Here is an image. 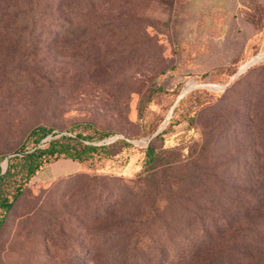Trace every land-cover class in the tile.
Here are the masks:
<instances>
[{
    "label": "rangeland",
    "instance_id": "obj_1",
    "mask_svg": "<svg viewBox=\"0 0 264 264\" xmlns=\"http://www.w3.org/2000/svg\"><path fill=\"white\" fill-rule=\"evenodd\" d=\"M2 7L33 15L0 12L1 168L39 125L53 129L40 146L77 132L130 145L77 172L52 159L44 169L58 174L25 183L3 218L0 208V264H264V0ZM161 83L177 96L149 94ZM146 145L161 156L154 194L140 177Z\"/></svg>",
    "mask_w": 264,
    "mask_h": 264
},
{
    "label": "trees",
    "instance_id": "obj_2",
    "mask_svg": "<svg viewBox=\"0 0 264 264\" xmlns=\"http://www.w3.org/2000/svg\"><path fill=\"white\" fill-rule=\"evenodd\" d=\"M10 8V9H9ZM2 7L0 8V12L2 14L12 13L14 16L26 15L32 16V8H19V7ZM29 26V24H27ZM28 26H16L11 27L8 31L9 35L14 36L17 34H22L25 32H30L35 29V26H31L30 29ZM3 29V28H0ZM19 35V39H22L23 36ZM25 37V36H24ZM18 46V41H10L8 45ZM177 86L172 88H167L165 84L161 83L155 88H151L149 94H154L157 92H168L174 94V97L177 96ZM195 116H191L190 121L194 119ZM170 123H168L164 128H162L157 135L163 134L167 131L168 127H170ZM53 129L47 128L45 126H35L31 128L26 136L32 142V146L30 148H26L24 144H22L19 149L15 151L17 155L9 157V164L6 171L1 174V162L6 158V156H0V184L10 180L15 175V170L17 167L23 170L22 180L17 183L10 194V196L2 195L0 193V208L2 209L3 215L5 216L13 202L22 194L23 186L25 183L30 181L32 178L37 179V174L43 170L47 164L52 161L64 158L69 159L75 162H78L81 166L82 163L86 160L92 159L95 155H103L104 157H108L110 154L109 147L111 145L121 143L124 146L130 145L124 139L121 140H113L109 143H101L94 144L91 143L94 140V137L90 134H82L77 132L74 136L68 134H61L55 138L49 139L46 141L44 146H40L41 140L47 136L52 134ZM112 132L103 130L95 136L96 140H102L108 137ZM144 168L140 174V177L143 181L147 183L150 191L154 194L157 190V182L155 178L156 167L161 160L160 154H158L157 150L151 146L146 145L144 147ZM53 159V160H52ZM52 160V161H51ZM81 169V168H80ZM80 169L74 171L77 172ZM71 173V172H70ZM151 201H154V197L150 195ZM0 219V221L2 220ZM139 216H133L132 219L125 224L126 231H133L134 225L137 224ZM200 264H210L209 261Z\"/></svg>",
    "mask_w": 264,
    "mask_h": 264
},
{
    "label": "crops",
    "instance_id": "obj_3",
    "mask_svg": "<svg viewBox=\"0 0 264 264\" xmlns=\"http://www.w3.org/2000/svg\"><path fill=\"white\" fill-rule=\"evenodd\" d=\"M262 55H264V52L262 53ZM261 55V56H262ZM62 162V169L59 170L58 173H70V172H74L78 169H80L81 165L78 162L69 160V159H60L58 160L57 163ZM46 169V168H45ZM41 170L38 174H37V179L38 180H47L50 178V174L54 175V174H58L55 171L53 173H48L49 170Z\"/></svg>",
    "mask_w": 264,
    "mask_h": 264
},
{
    "label": "water",
    "instance_id": "obj_4",
    "mask_svg": "<svg viewBox=\"0 0 264 264\" xmlns=\"http://www.w3.org/2000/svg\"><path fill=\"white\" fill-rule=\"evenodd\" d=\"M183 94H180V96L179 97H181ZM40 145V144H39ZM7 165H8V160L6 159L5 160V164H4V167H2V172L1 173H4L5 171H6V169H7Z\"/></svg>",
    "mask_w": 264,
    "mask_h": 264
},
{
    "label": "bare ground",
    "instance_id": "obj_5",
    "mask_svg": "<svg viewBox=\"0 0 264 264\" xmlns=\"http://www.w3.org/2000/svg\"><path fill=\"white\" fill-rule=\"evenodd\" d=\"M260 58H264V55L260 56Z\"/></svg>",
    "mask_w": 264,
    "mask_h": 264
}]
</instances>
